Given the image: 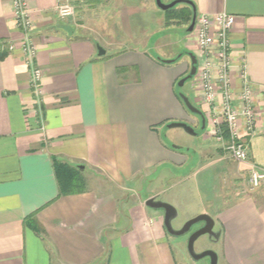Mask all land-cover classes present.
Returning a JSON list of instances; mask_svg holds the SVG:
<instances>
[{"label": "crops", "instance_id": "1", "mask_svg": "<svg viewBox=\"0 0 264 264\" xmlns=\"http://www.w3.org/2000/svg\"><path fill=\"white\" fill-rule=\"evenodd\" d=\"M191 1L196 19L219 11L235 18L229 32L235 106L240 108L239 93L248 82L259 114L252 135L242 120L239 126L248 142V160L238 165L249 176L252 164L264 168V0ZM25 2L33 20L28 33L36 47L32 59L23 49L24 33L16 25L11 0H0V264H190L164 226V210L145 205L152 197L166 202L158 198L161 189L142 197L139 185L151 177L174 178L170 187L197 185L206 202L197 215L214 220L218 251L211 250L221 264H264V180L222 203L210 197L216 189L210 181L225 172L229 160L222 143V148L208 144L209 108L197 74L203 57L193 31L180 26L179 51L162 57L122 48L129 40L128 22L136 19L130 12L144 10L138 0H74L75 14L82 6L104 13L103 21L99 15L86 25L59 18L55 0ZM158 21L162 27L156 33L167 31L164 16ZM101 22L104 30L97 29ZM73 25L92 36L77 34ZM106 30L110 39L102 41ZM113 42L119 45L109 48ZM96 44L104 48L103 55L97 54ZM190 54L197 60L195 73L185 80L192 99L177 92L185 83L179 85V80L191 70ZM180 93L202 114L191 112ZM182 119L191 122L186 124L194 134H187L201 135L200 146L184 151L168 140L163 129ZM54 160L76 168L82 164L77 169L90 170L98 178L96 187L64 192ZM170 169L182 171L181 176L171 177ZM166 203L176 210L172 228L180 229L190 218L173 226L178 211ZM193 227L183 235L189 236Z\"/></svg>", "mask_w": 264, "mask_h": 264}, {"label": "rangeland", "instance_id": "2", "mask_svg": "<svg viewBox=\"0 0 264 264\" xmlns=\"http://www.w3.org/2000/svg\"><path fill=\"white\" fill-rule=\"evenodd\" d=\"M139 1V6H144V10H135L131 11L132 17H136L135 20H132L128 22V28H129V40L127 43H124L122 45V48H128V47H135L139 49H146L148 50L149 54L151 55H159L162 57H170L173 53H176V51H179L178 47L181 46L183 42H181L182 39V34L183 31L181 30L180 26L174 25L171 27L167 28V31L161 32V33H156L161 29V24L159 25L158 19H162L164 16V13L161 9H159L156 4L155 0H138ZM172 0H162L164 3H168ZM74 3V0H72ZM134 3H130V6H134ZM77 7V6H76ZM151 7H153V10L151 11ZM88 8V7H87ZM83 6L81 8H78L76 11V14L74 15L72 21L74 22H80L81 24L86 25L85 23H89L87 20L92 19L94 22V18H99V15H101V18L99 21H103V12L99 11H87L86 7L84 10ZM141 11H144L141 13ZM90 14V16L88 15ZM70 21V20H69ZM96 21V20H95ZM140 22V24H139ZM132 24H134V28L132 29ZM99 27L97 28L98 30H104L103 27L104 23H98L97 24ZM75 30L78 32L77 34L79 35H88L92 36L87 29L82 28V26H75L73 25ZM108 28V27H107ZM106 28V29H107ZM108 30V29H107ZM107 30L106 31H101V38L100 40L104 39H110L107 35ZM133 30V32H132ZM109 31V30H108ZM134 33V35H133ZM155 34L153 36V39L149 41V38L152 34ZM159 42L162 44V47L157 48L155 46V42ZM157 43L156 45H159ZM119 44L117 42L111 43L109 48H113L118 46ZM109 48L108 51L110 50ZM171 51L173 53L171 54ZM184 57L190 62V59L187 55H184ZM183 61V60H181ZM180 61V62H181ZM189 80H187L182 87H177L178 90L177 92H184L187 95L190 96L192 99L191 92L189 90ZM188 115L191 118L196 117L195 114L191 113L188 111ZM173 121H178V122H183V123H191L187 122L186 120H173ZM197 131H204V129H201L200 126H196ZM167 133L168 140L172 142V144L179 145L183 147L184 151L188 148H195L197 146H200L202 144L201 141V135H195L192 136L190 134H187L185 130L182 127H171L168 128L166 127L163 129V131ZM211 136V135H210ZM220 141L218 142L214 138L210 137L208 140V144L210 147H221V144L219 145ZM223 147H225V160H229L226 162L227 167L225 169V172H218V175H216V179L210 181V187L214 184L216 189L210 194V197L217 201H226L227 196H233L234 194H239L247 191L248 189L251 188V184L248 180V172H245L242 168H239V163L237 160L233 159L230 154L227 152V143L226 141L221 142ZM222 148V147H221ZM211 164L209 165V168H211ZM80 171V170H79ZM171 177H180L182 174V171L180 172L173 171L171 170ZM95 176L90 170H86L81 172L80 171V176L78 177L81 180V185L80 187H96V181H98V178L94 179ZM156 177V176H155ZM154 180V177H151L149 180H147L145 183L142 185H139L140 193L142 197L149 192L161 189L163 190L162 194H159L158 198L161 200H164L166 202L170 201L177 209L178 215L175 218V220L172 222L173 226H176L180 223L185 222L187 219L197 215L198 213H201L204 209V206L206 204L205 200L202 199L201 194H199V189L197 185L194 187H190V184L192 182H184L183 184L179 186H173L170 187L171 181L174 179H170L169 177H164V178H159L154 180L153 184H151V180ZM176 179V178H175ZM101 180V179H99ZM95 181V182H94ZM211 192V191H210ZM217 194V195H216ZM230 198V197H229ZM211 203V202H210ZM150 209V208H149ZM199 226V224H194V229H196ZM193 229V230H194ZM187 235H181V236H172V240H174L176 245V250L179 254H181L185 259L189 261L190 264H209L210 259L208 256H205L199 260H194L190 256V254L187 252L186 248V242H187ZM178 244V245H177ZM204 249H214L218 251L217 243L214 241V235H209V234H203L200 235L195 241H194V250L196 252H200ZM219 255L217 257V262L216 264H221V261L219 259Z\"/></svg>", "mask_w": 264, "mask_h": 264}, {"label": "built area", "instance_id": "3", "mask_svg": "<svg viewBox=\"0 0 264 264\" xmlns=\"http://www.w3.org/2000/svg\"><path fill=\"white\" fill-rule=\"evenodd\" d=\"M55 10L59 18L71 20L75 15L72 0H55ZM16 25L24 33L23 49L32 59L36 47L28 33L32 27L31 11L25 0H11ZM234 15L219 11L214 14H200L193 28V38L199 56L203 62L198 68L200 95L209 108V135L218 142L226 141L227 152L238 162L248 160V142L240 132V120L250 135L254 133V124L259 116L254 110L251 99V85L247 82L239 93L240 108L235 106L231 87V60L229 32L234 24ZM215 25V27H213ZM34 85L37 87L40 77L38 68L33 70ZM224 132L227 137H225ZM248 180L251 187H256L264 180V168L252 164L249 168Z\"/></svg>", "mask_w": 264, "mask_h": 264}, {"label": "water", "instance_id": "4", "mask_svg": "<svg viewBox=\"0 0 264 264\" xmlns=\"http://www.w3.org/2000/svg\"><path fill=\"white\" fill-rule=\"evenodd\" d=\"M179 2H186V3L190 4L193 8L192 19H191V22L187 28V31L191 32L194 28L195 19H196L195 7H194L191 0H172L168 3H164V2H162V0H155L156 5L162 10H166L168 8H171ZM96 49H97L98 55H103L105 53L104 48L102 46H100L99 44H96ZM190 58H191V65H192L191 70L185 77H183L182 79L179 80V82H178L179 85H183L185 80L190 78L196 71V62H197L196 57H195V55L190 54ZM164 61L165 62H171L172 60L169 59V60H164ZM180 97L182 98L186 107L191 112L198 113L200 115L202 114L200 110H198L195 106H193L191 104L188 97H186L183 93H180ZM204 123H205V119H204V117H202V128L204 127ZM169 127H182L188 133L194 134L193 129L189 125H187L186 123L173 122V123L169 124ZM77 168L83 169L84 166L82 164H80L77 166ZM145 205L150 207V208L163 209L164 210V216H163L164 226L170 234L175 235V236L183 235L186 232H188L194 224L201 223V226L199 228L195 229L194 231H192L187 238V252L190 254L192 259H194V260H199L205 256H208L210 259L209 264H216L217 254L214 250L206 249V250H203L201 252H196L194 250V241L200 235H203V234H209L210 236L213 235L212 229L214 226V220L208 214H205V213L199 214V215L187 220L180 229H174L171 226V220L176 216V210L171 204L160 201V200H155L152 197V198H149L145 201Z\"/></svg>", "mask_w": 264, "mask_h": 264}, {"label": "trees", "instance_id": "5", "mask_svg": "<svg viewBox=\"0 0 264 264\" xmlns=\"http://www.w3.org/2000/svg\"><path fill=\"white\" fill-rule=\"evenodd\" d=\"M164 25L166 28L177 25L184 26L183 31L187 33L186 26L190 23L192 17V8L186 3H177L175 6L163 11ZM182 30V29H181ZM225 137H227L224 132ZM54 168L60 187L66 193L75 192L80 189L81 180L80 171L72 165H69L60 160H54ZM34 223V222H33ZM29 222V225H33Z\"/></svg>", "mask_w": 264, "mask_h": 264}]
</instances>
